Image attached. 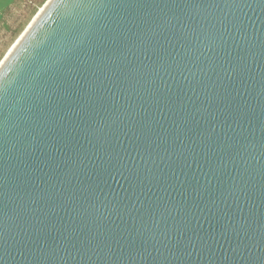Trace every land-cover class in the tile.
Segmentation results:
<instances>
[{
    "label": "water",
    "instance_id": "95a60500",
    "mask_svg": "<svg viewBox=\"0 0 264 264\" xmlns=\"http://www.w3.org/2000/svg\"><path fill=\"white\" fill-rule=\"evenodd\" d=\"M0 264H264V0H51L0 68Z\"/></svg>",
    "mask_w": 264,
    "mask_h": 264
},
{
    "label": "rangeland",
    "instance_id": "374dc122",
    "mask_svg": "<svg viewBox=\"0 0 264 264\" xmlns=\"http://www.w3.org/2000/svg\"><path fill=\"white\" fill-rule=\"evenodd\" d=\"M50 0H0V67Z\"/></svg>",
    "mask_w": 264,
    "mask_h": 264
},
{
    "label": "bare ground",
    "instance_id": "6f19581e",
    "mask_svg": "<svg viewBox=\"0 0 264 264\" xmlns=\"http://www.w3.org/2000/svg\"><path fill=\"white\" fill-rule=\"evenodd\" d=\"M50 1H51V0H50ZM50 1H49V2H50ZM48 4H49V3H48ZM48 4H47V5H48ZM47 5H46V6H47ZM45 8H46V7H45ZM45 8H44V9H45ZM42 12H43V11H42ZM42 12H41V13H42ZM40 15H41V14H40ZM40 15H39V16H40ZM39 16H38V17H39ZM37 19H38V18H37ZM37 19H36V20H37ZM36 20H35V21H36ZM35 21H34V22H35ZM34 22H33L32 24H34ZM31 26H32V25H31ZM31 26H30V28H31ZM30 28H29V29H30ZM29 29H28V30H29ZM28 30H27V31L21 36L20 40H19V41L16 43V45L13 47V49H12L11 53L9 54V56H10V55L12 54V52L17 48L18 44L20 43V41L22 40V38L25 36V34L28 32ZM9 56H8V57H9ZM6 60H7V59H6ZM3 64H4V63H3ZM0 68H1V67H0Z\"/></svg>",
    "mask_w": 264,
    "mask_h": 264
}]
</instances>
